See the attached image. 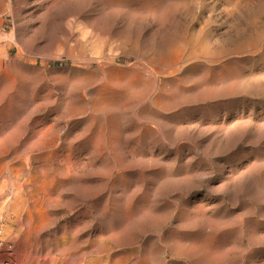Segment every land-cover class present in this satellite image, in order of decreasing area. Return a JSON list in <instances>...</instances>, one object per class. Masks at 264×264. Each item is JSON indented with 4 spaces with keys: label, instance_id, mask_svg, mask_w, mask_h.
I'll return each mask as SVG.
<instances>
[{
    "label": "rangeland",
    "instance_id": "rangeland-1",
    "mask_svg": "<svg viewBox=\"0 0 264 264\" xmlns=\"http://www.w3.org/2000/svg\"><path fill=\"white\" fill-rule=\"evenodd\" d=\"M262 213L264 0H0V264H264Z\"/></svg>",
    "mask_w": 264,
    "mask_h": 264
},
{
    "label": "bare ground",
    "instance_id": "bare-ground-1",
    "mask_svg": "<svg viewBox=\"0 0 264 264\" xmlns=\"http://www.w3.org/2000/svg\"><path fill=\"white\" fill-rule=\"evenodd\" d=\"M233 1V0H232ZM236 3H238V2H236ZM232 4V3H231ZM230 6H234V4L233 5H230ZM236 6V5H235ZM234 6V7H235ZM229 7V6H228ZM231 8V7H230ZM250 33H251V31H250ZM198 35V34H197ZM189 36H191V35H189ZM198 36H200V35H198ZM192 37H194V36H192ZM191 38V37H190ZM189 38V39H190ZM198 38V37H197ZM246 38V37H245ZM244 38V39H245ZM249 38H250V36H249ZM251 38H252V36H251ZM193 39V38H192ZM200 39V38H199ZM204 39V38H203ZM247 39V38H246ZM186 39H184V41H185ZM198 40V39H197ZM197 40H194V41H197ZM189 41V40H188ZM191 41V40H190ZM193 41V42H194ZM199 41H201V40H199ZM250 41V40H249ZM252 41V40H251ZM181 42V41H180ZM206 42V41H205ZM253 42H254V40H253ZM181 43H183V42H181ZM181 43H180V45H181ZM185 43V42H184ZM184 43H183V45H184ZM209 43V42H208ZM251 43V42H250ZM191 44V43H190ZM194 44H195V42H194ZM197 44H198V42H197ZM201 44V43H200ZM202 44H204V43H202ZM207 44V43H206ZM253 44V43H252ZM179 45V44H178ZM182 45V46H183ZM246 45V44H245ZM244 45V46H245ZM250 45V44H249ZM187 46V45H186ZM188 46H190L189 44H188ZM197 46V45H196ZM198 46H200V45H198ZM205 45H203V46H201L202 48L204 47ZM207 46H209V44H207ZM207 46H206V48H207ZM248 46V45H247ZM251 47H252V45H251ZM182 48V47H181ZM195 48V47H194ZM205 48V49H206ZM246 48V47H245ZM186 49V48H185ZM188 49V48H187ZM186 49V50H187ZM204 49V48H203ZM208 49H210L209 47H208ZM207 49V50H208ZM192 50V49H191ZM190 50V51H191ZM197 50V49H196ZM200 50H201V48H200ZM199 50V51H200ZM221 50V49H220ZM223 51H224V48L222 49ZM221 50V51H222ZM193 51V50H192ZM210 50H208V52H209ZM216 52H217V50H215ZM226 51V50H225ZM185 52V51H184ZM195 52V51H194ZM205 52H207V51H205ZM214 52V51H213ZM219 52V51H218ZM187 53V52H186ZM200 53H202L203 54V52H201L200 51ZM210 53V52H209ZM215 53V52H214ZM214 53H212V56H213V54ZM197 54V53H196ZM222 54V53H221ZM200 55V54H199ZM223 55V54H222ZM224 55H225V53H224ZM172 56H176V54L175 55H172ZM183 56V55H182ZM186 56V55H185ZM188 56H189V52H188ZM191 56V55H190ZM189 56V57H190ZM194 56V55H193ZM203 56V55H202ZM205 56H206V54H205ZM192 57V56H191ZM199 57H201V56H199ZM225 57V56H224ZM194 58V57H193ZM192 58V59H193ZM195 58H196V56H195ZM203 58V57H202ZM214 59H216L215 57H213ZM217 58H218V56H217ZM221 58V57H220ZM208 59H210V58H208ZM219 59V58H218ZM185 60V59H184ZM196 60V59H195ZM198 60V59H197ZM200 60H202V59H200ZM206 60V59H205ZM204 60V61H205ZM219 60H221V59H219ZM190 61V60H189ZM211 62H212V60H210ZM210 61H208V63L210 62ZM199 62V61H198ZM203 62V61H202ZM214 62H216V61H214ZM179 61L178 60H174L173 62H171L170 63V65H167V66H163V67H165L166 69L167 68H172V70L174 71V68L175 67H177V66H179ZM207 63V62H206ZM217 63V62H216ZM191 64V63H190ZM210 64V63H209ZM214 64V63H213ZM217 64H219V61H218V63ZM216 64V65H217ZM192 67V66H191ZM218 67V66H217ZM118 68V67H117ZM180 68V67H179ZM183 68V67H182ZM181 68V69H182ZM220 67H218V69H219ZM221 68H223V67H221ZM165 69V70H166ZM175 69H177V68H175ZM180 69V70H181ZM195 69V68H194ZM169 70V69H168ZM179 70V69H178ZM191 70V69H190ZM125 71V70H124ZM124 71H120V70H118V69H116L115 67H113V66H110V67H108L107 69H106V75H108L107 76V78H108V83L109 84H114V85H116V84H119L120 82H123V80H125L124 79V77L126 76L125 75V73H124ZM170 71V70H169ZM154 72H157V71H154ZM176 72V71H175ZM174 72V73H175ZM178 72V71H177ZM185 72V71H184ZM187 72V71H186ZM190 72V71H189ZM222 72V71H221ZM104 73V74H105ZM133 73V72H132ZM157 73H159V72H157ZM161 73H163V72H160V74ZM179 73V72H178ZM130 74L131 73H129L128 74V77L130 76ZM164 74V73H163ZM168 74V73H167ZM166 74V75H167ZM170 74H172V73H170ZM169 74V75H170ZM222 74V73H221ZM134 75V74H133ZM132 75V76H133ZM156 75V74H155ZM137 76V75H136ZM135 76V77H136ZM157 76V75H156ZM160 76V75H159ZM155 77V76H154ZM106 78V77H105ZM130 78V77H129ZM157 78V77H156ZM167 78V77H166ZM169 78V77H168ZM171 79H172V77H170ZM174 78V77H173ZM176 78V77H175ZM177 78H179V77H177ZM137 79V78H136ZM153 79V78H152ZM170 79V80H171ZM130 80H131V78H130ZM135 80V79H134ZM140 81V82H143L144 80H145V78H141V77H139L138 79H137V81ZM180 80H181V78L179 79V83H182V81L180 82ZM185 80V79H184ZM183 80V81H184ZM126 81V80H125ZM124 81V83H127L128 84V86H126V87H129V86H131L132 84H133V82H131V81H133V80H131V81H126L125 82ZM156 81V80H155ZM165 81H167V80H165ZM168 81H169V79H168ZM172 81V80H171ZM186 81V80H185ZM136 82V81H135ZM174 82H176V81H174ZM124 83H123V85H124ZM137 83V82H136ZM152 83V82H151ZM170 84H171V82H169ZM179 83H178V85H179ZM185 83H187V82H185ZM184 83V84H185ZM109 84H107V86L109 85ZM126 84V85H127ZM168 84V83H167ZM176 84H177V82H176ZM183 84V83H182ZM183 84V85H184ZM145 85V84H144ZM144 85H143V87H144ZM178 85H176V86H178ZM125 86V85H124ZM154 86H156V85H154ZM167 86V85H166ZM174 86H175V84H174ZM132 87V86H131ZM151 87V86H150ZM169 87H170V85H169ZM115 88V87H114ZM171 88V87H170ZM174 88V87H173ZM175 88H177V87H175ZM179 88V87H178ZM147 89V88H146ZM145 89V90H146ZM149 89V88H148ZM153 89V88H152ZM181 89V88H180ZM182 90H184V89H182ZM146 91H148V90H146ZM153 91H154V89H153ZM155 94V93H154ZM262 212V211H261ZM263 214V213H262ZM264 215V214H263ZM262 215V216H263ZM261 216V217H262ZM260 217V218H261ZM264 217V216H263ZM262 217V218H263ZM235 219H236V217H235ZM264 219V218H263ZM231 221H233L232 219H230ZM262 220V219H261ZM213 221V220H212ZM237 221V220H236ZM241 221H243V219L241 220ZM211 222V221H210ZM218 222V221H217ZM227 222V221H226ZM226 222H224L225 224H226ZM229 222V221H228ZM238 222V221H237ZM252 222V221H251ZM211 223H214V222H211ZM211 223H209V225L208 226H210V224ZM223 223V225L225 226V224ZM231 223V222H230ZM233 223H234V221H233ZM241 223V222H240ZM243 223V222H242ZM249 223V222H248ZM253 223V222H252ZM256 223V221L254 222V224ZM257 223H259V222H257ZM256 223V224H257ZM216 225H219V223L217 224V223H215ZM222 224V223H221ZM228 224V223H227ZM226 224V225H227ZM236 224V223H235ZM262 224V223H261ZM213 225V224H212ZM222 225V226H223ZM228 225H230V224H228ZM239 225V224H238ZM250 225V224H249ZM259 225V224H258ZM263 225V224H262ZM215 226V225H214ZM221 226V225H220ZM220 226H216L217 228L218 227H220ZM224 226L222 227V228H224ZM230 226H232V225H230ZM252 226V225H251ZM264 226V225H263ZM207 227V226H206ZM215 227V228H216ZM241 227V226H240ZM239 226L237 227H235V225H234V227H230L231 229H229L228 230V228H226V226H225V228L227 229V231H224V230H222V228L220 229V231H219V229H218V231L219 232H221V231H224L223 233H219L218 231H216V230H213V229H211V230H209V232L208 233H206V235L207 234H209V236H208V238L206 237V239H208V240H205V241H207L206 243H205V247L203 246V245H201V244H199V243H196L195 241H191L192 243L189 245V243H188V245H189V247L186 249L185 247H183L184 249H186L185 251L187 252V250H188V254H189V256L191 257L192 256V263L191 264H198V261H199V258H200V255H201V253L203 252V251H205L204 249H206L207 251H209V254H211L210 256V259H209V262H210V264L211 263H214V261L215 262H217V261H219L220 260V255H223V256H221V257H223V259H221L220 261H222L221 262V264L222 263H224V264H244V261L242 260V257H241V259L239 258V259H237V260H235L234 259V261H229V258H231V257H229V256H227L228 254H230L231 255V253H233V252H235L236 253V249L237 248H239V247H241L242 246V242H241V239L240 240H238V238L240 237V235L243 233L242 231V233L240 232V230L241 229H239L240 228ZM250 227V226H249ZM214 228V229H215ZM242 228H243V226H242ZM245 228H248L247 226L245 227ZM208 229H210V228H208ZM255 229V228H254ZM256 229H257V227H256ZM259 229V228H258ZM261 229V228H260ZM263 230V229H262ZM208 231V230H207ZM214 231H216V232H214ZM249 231H250V229H249ZM254 231V230H253ZM218 232V233H217ZM217 233V234H216ZM248 236H250L249 235V233L247 234ZM251 235H252V233H251ZM255 235H256V237H257V239L259 240V241H262V239H263V237H264V235L260 232V231H258V232H256L255 233ZM203 237H204V235H203ZM254 239V238H253ZM256 239V238H255ZM195 240V239H194ZM264 240V239H263ZM197 241V240H196ZM201 241H202V239H201ZM204 241V240H203ZM204 241V242H205ZM236 241H239V242H236ZM252 241V240H251ZM198 242H199V240H198ZM204 242H202V243H204ZM253 242V241H252ZM258 242V241H257ZM256 242V245L259 243H257ZM251 243V242H250ZM254 244H255V242H253ZM261 243V242H260ZM259 243V244H260ZM236 244H238V245H236ZM182 247V246H181ZM243 247V246H242ZM180 249V248H179ZM183 249V250H184ZM180 251H181V249H180ZM240 252V251H239ZM242 252V251H241ZM252 251H250L249 253H251ZM258 252V251H257ZM207 253V252H206ZM205 253V254H206ZM254 253V252H253ZM259 253V252H258ZM188 254H187V256H188ZM209 254H207V255H209ZM204 255V254H203ZM206 255V256H207ZM242 255V254H241ZM252 255V254H251ZM254 255V254H253ZM256 255V254H255ZM239 256V255H238ZM256 256H258V254L256 255ZM204 257V256H203ZM229 257V258H228ZM202 258V257H201ZM208 258V257H207ZM232 259V258H231ZM200 260H202V259H200ZM207 260V259H206ZM208 261V260H207ZM203 262H204V258H203V261H201V263L203 264ZM251 263H252V261H251ZM185 264H187V263H185ZM216 264H218V263H216ZM250 264V263H249Z\"/></svg>",
    "mask_w": 264,
    "mask_h": 264
},
{
    "label": "built area",
    "instance_id": "built-area-1",
    "mask_svg": "<svg viewBox=\"0 0 264 264\" xmlns=\"http://www.w3.org/2000/svg\"><path fill=\"white\" fill-rule=\"evenodd\" d=\"M3 242H4L3 241V220L0 217V246L2 245Z\"/></svg>",
    "mask_w": 264,
    "mask_h": 264
}]
</instances>
